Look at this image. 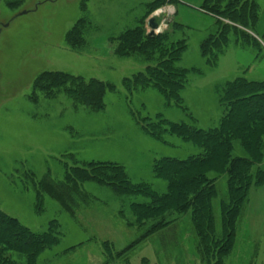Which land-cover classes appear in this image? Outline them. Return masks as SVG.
<instances>
[{
    "label": "rangeland",
    "instance_id": "obj_1",
    "mask_svg": "<svg viewBox=\"0 0 264 264\" xmlns=\"http://www.w3.org/2000/svg\"><path fill=\"white\" fill-rule=\"evenodd\" d=\"M156 1L0 0V211L35 233L47 231L52 221L60 224V244L46 251L38 264H104L103 242L109 241L114 252H121L139 237L125 220L133 221L132 203H146L147 199L119 197L95 183L82 185L92 202L89 207H80L76 218L46 194L39 213L37 184L47 176L64 181L66 157L77 158L79 165L119 164L134 184L148 183L156 192L165 193L166 183L153 176L156 160H185L201 151L172 136H166L167 144L155 141L141 130L137 119L155 120L161 115L171 122L213 129L223 114L219 90L238 78L264 81V45L260 39L264 35V0H256L259 21L255 32H249L261 47H242L232 39L215 68L207 65L200 50L204 40L218 30L217 19L201 9L204 0L168 1L148 16L145 31L150 35L148 21L156 16L161 29L157 35L174 30L173 41L186 40L187 49L177 67L191 71L182 99L193 120L183 109L169 107L153 89L130 95L123 87L124 80L145 72L155 62L119 57L115 54L116 39L138 27L146 7ZM83 17L93 27L84 32L85 47L77 53L65 40ZM44 72L96 79L112 84L116 91L107 94L101 112L76 106L65 94L54 99L38 95L34 100L35 80ZM233 153L246 157L238 142ZM217 185L221 198L226 194V178ZM219 200L214 203L218 226ZM144 260L146 264H202L190 215L178 218L170 229L115 264H142ZM225 264H264V186L251 190L238 224L235 248Z\"/></svg>",
    "mask_w": 264,
    "mask_h": 264
},
{
    "label": "trees",
    "instance_id": "obj_2",
    "mask_svg": "<svg viewBox=\"0 0 264 264\" xmlns=\"http://www.w3.org/2000/svg\"><path fill=\"white\" fill-rule=\"evenodd\" d=\"M168 1L178 2L158 0L147 6L139 26L125 31L116 39L118 46L115 54L121 58L135 56L146 62H155L145 72L124 80L123 87L130 95L153 89L164 97L169 107L183 109L193 120L182 99L191 71L177 67L187 49L186 40L173 41L174 30L155 36L145 31L148 16ZM201 9L214 16L218 26L216 33L201 44V55L209 67L218 66L232 39L242 47H261V43L249 33L255 32L259 21L256 0H204ZM92 27V23L83 17L67 33L65 41L72 51L78 53L85 47L82 45L84 32ZM260 39L264 45V35ZM115 91L116 87L112 84L96 79L85 80L62 72H44L35 80L33 99L38 100V95L54 99L59 94H65L76 106L101 112L105 110L107 94ZM218 95L223 114L219 125L213 129L204 130L186 123L171 122L161 115L155 120L147 117L137 119L141 130L155 141L167 144L166 136H172L201 151L185 160H156L153 176L166 183L165 193L156 192L148 183L134 184L125 167L119 164L89 162L79 165L77 158L70 156L64 162V181L57 182L47 176L37 184V210L39 213L43 211L41 199L46 194L76 218L80 207H89L92 202L91 196L82 190V185L95 183L108 187L119 197L140 196L148 201L130 205L133 221L125 220L124 212H120V217L128 227L138 231L139 237L121 252H114L109 241L103 242L104 264L127 259L138 246L170 229L178 218L180 220L186 215L191 218L197 254L202 264H225L235 248L238 224L251 190L264 186V81L238 78L227 83ZM236 142L246 157L234 156ZM69 161L73 166L69 165ZM223 177L226 178V194L219 198L217 184ZM29 178L35 182L33 175ZM217 199H220V226L214 211ZM175 215L176 218H172ZM59 229L60 224L52 221L47 231L35 233L0 211V264H38L46 251L60 244ZM81 245L71 247L67 252Z\"/></svg>",
    "mask_w": 264,
    "mask_h": 264
},
{
    "label": "water",
    "instance_id": "obj_3",
    "mask_svg": "<svg viewBox=\"0 0 264 264\" xmlns=\"http://www.w3.org/2000/svg\"><path fill=\"white\" fill-rule=\"evenodd\" d=\"M148 27L151 30V33H150L151 36H155L161 32V29H160V26H159V23L157 21L156 16L152 17L148 21Z\"/></svg>",
    "mask_w": 264,
    "mask_h": 264
}]
</instances>
